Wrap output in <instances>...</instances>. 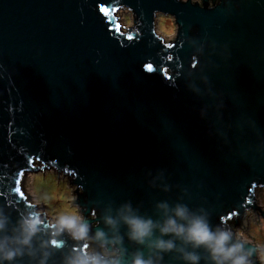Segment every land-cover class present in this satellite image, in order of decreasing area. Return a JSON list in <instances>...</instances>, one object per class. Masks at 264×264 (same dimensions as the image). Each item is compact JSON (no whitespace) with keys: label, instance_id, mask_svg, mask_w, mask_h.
I'll return each instance as SVG.
<instances>
[{"label":"water","instance_id":"1","mask_svg":"<svg viewBox=\"0 0 264 264\" xmlns=\"http://www.w3.org/2000/svg\"><path fill=\"white\" fill-rule=\"evenodd\" d=\"M159 14L173 20L170 39L156 33ZM44 169L75 187L84 239L41 219L24 195V175ZM258 190L264 0H0V245L22 252L0 264H70L84 252L106 264H131L138 252L188 264L195 252L212 264L202 246L158 227L144 244L129 239L125 216L162 224L177 207L230 230V243L263 264L264 249L237 236L249 216L264 218ZM29 217L38 221L30 245L5 241ZM157 237L173 250L149 247Z\"/></svg>","mask_w":264,"mask_h":264},{"label":"clouds","instance_id":"2","mask_svg":"<svg viewBox=\"0 0 264 264\" xmlns=\"http://www.w3.org/2000/svg\"><path fill=\"white\" fill-rule=\"evenodd\" d=\"M174 212L176 218L167 217L162 224L135 215L125 216L123 220L128 228L129 239L144 244L146 238L152 237L153 229L158 227L160 237L173 236L185 244H191L193 248L202 246L208 252L212 264H251L249 260L251 250L246 251L242 243H230L233 235L230 230L221 227L213 229L206 217L189 218L186 208L183 207H177ZM178 220L184 223H179ZM81 221L82 218L75 215H65L61 216L57 223L61 231L67 230L74 239L80 240L84 239L89 231V225ZM105 223L110 226L115 224L111 218H106ZM37 227L36 219L31 217L23 219L20 222V235L4 239L5 241L10 239L12 243L21 247L28 246L32 236L36 234ZM96 235L102 237L104 233L98 230ZM149 247H155L161 252H169L173 250L174 243L172 239L164 240L157 237ZM21 254L19 247L9 248L0 245V259L12 261ZM184 259L188 264H198L200 257L195 252H187L184 254ZM70 264H106V262L99 256H88L84 252ZM131 264H152V260L142 258V254L138 252L134 254Z\"/></svg>","mask_w":264,"mask_h":264},{"label":"rangeland","instance_id":"3","mask_svg":"<svg viewBox=\"0 0 264 264\" xmlns=\"http://www.w3.org/2000/svg\"><path fill=\"white\" fill-rule=\"evenodd\" d=\"M197 2L198 0H192ZM118 22L122 28L131 25V14L123 9L118 11ZM156 33L170 39L174 35L175 27L171 17L158 15L155 21ZM35 164H40L36 162ZM21 188L27 199L36 205L38 212L50 222H58L61 216H82L75 205L69 200H74V186L68 184L67 178L55 170L32 171L26 173L21 181ZM256 192L257 205L264 213V192ZM241 240L257 244L264 249V218L257 212L247 218L245 232L237 235ZM264 264V250L259 253Z\"/></svg>","mask_w":264,"mask_h":264},{"label":"built area","instance_id":"4","mask_svg":"<svg viewBox=\"0 0 264 264\" xmlns=\"http://www.w3.org/2000/svg\"><path fill=\"white\" fill-rule=\"evenodd\" d=\"M239 232H240V231H239ZM239 232H238V233H239Z\"/></svg>","mask_w":264,"mask_h":264}]
</instances>
